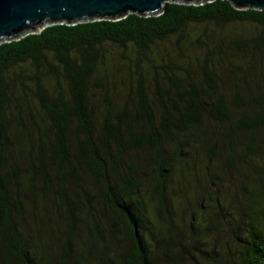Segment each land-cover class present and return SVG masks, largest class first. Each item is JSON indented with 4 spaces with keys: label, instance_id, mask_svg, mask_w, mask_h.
Returning a JSON list of instances; mask_svg holds the SVG:
<instances>
[{
    "label": "trees",
    "instance_id": "16d2710c",
    "mask_svg": "<svg viewBox=\"0 0 264 264\" xmlns=\"http://www.w3.org/2000/svg\"><path fill=\"white\" fill-rule=\"evenodd\" d=\"M0 264H264V10L0 42Z\"/></svg>",
    "mask_w": 264,
    "mask_h": 264
},
{
    "label": "water",
    "instance_id": "95a60500",
    "mask_svg": "<svg viewBox=\"0 0 264 264\" xmlns=\"http://www.w3.org/2000/svg\"><path fill=\"white\" fill-rule=\"evenodd\" d=\"M168 0H0V42L39 32L54 23L158 15ZM204 3L212 0H169ZM238 9L264 10V0H228Z\"/></svg>",
    "mask_w": 264,
    "mask_h": 264
},
{
    "label": "rangeland",
    "instance_id": "374dc122",
    "mask_svg": "<svg viewBox=\"0 0 264 264\" xmlns=\"http://www.w3.org/2000/svg\"><path fill=\"white\" fill-rule=\"evenodd\" d=\"M260 155H262V154H260Z\"/></svg>",
    "mask_w": 264,
    "mask_h": 264
}]
</instances>
